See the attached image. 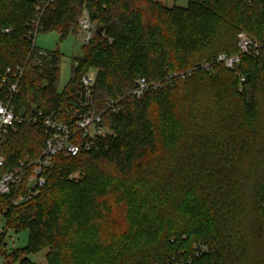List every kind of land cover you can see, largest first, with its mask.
<instances>
[{
  "label": "trees",
  "instance_id": "trees-1",
  "mask_svg": "<svg viewBox=\"0 0 264 264\" xmlns=\"http://www.w3.org/2000/svg\"><path fill=\"white\" fill-rule=\"evenodd\" d=\"M38 1L0 0V76L23 67L17 107L49 112L75 101L95 68L108 133L98 151L56 157L30 199L26 181L0 195L5 264H35L28 256L44 250L47 264H264V49L234 70L202 67L235 54L241 32L264 44V0H58L40 34L76 32L85 6L105 27L62 93L61 55L39 56L27 37ZM142 78L160 85L138 98ZM46 139L40 126L10 131L6 170L38 157ZM8 230L28 231V246L6 255Z\"/></svg>",
  "mask_w": 264,
  "mask_h": 264
},
{
  "label": "built area",
  "instance_id": "built-area-1",
  "mask_svg": "<svg viewBox=\"0 0 264 264\" xmlns=\"http://www.w3.org/2000/svg\"><path fill=\"white\" fill-rule=\"evenodd\" d=\"M58 0H39L36 4L37 16L29 24L28 40L32 42V48L36 46V39L42 29L41 20L45 10L54 6ZM93 21L89 13L82 16L80 28L86 32L85 44L94 38ZM10 29H5V33H10ZM238 51L235 54H220L216 61L204 63L202 67L211 70L215 64H222L227 69L234 70L240 65L244 57L257 58L264 49V44L254 40L247 33L241 32L237 40ZM46 52L39 51V56H45ZM25 69L23 67L8 68L0 76V91L4 92V97H0V150L4 145L10 131H15L20 125L31 124L40 126L46 134V142L40 155L35 159L27 158L21 160L11 170H6L7 161L0 154V195L9 194L11 187L26 181L28 196L30 199L35 196L45 185L46 177L44 171L54 162L56 157H78L81 154L99 150L100 140L108 133V129L103 125L102 116L97 113L93 89L95 79L87 74L82 78L76 100L67 106H61L46 112L36 105L18 108L16 97L20 91V84L23 79ZM245 81L244 76H240V89ZM160 84H150L146 79L137 80L132 95L143 96L151 87L157 89ZM108 108L118 111L116 103L111 100ZM24 198H20V203Z\"/></svg>",
  "mask_w": 264,
  "mask_h": 264
},
{
  "label": "rangeland",
  "instance_id": "rangeland-1",
  "mask_svg": "<svg viewBox=\"0 0 264 264\" xmlns=\"http://www.w3.org/2000/svg\"><path fill=\"white\" fill-rule=\"evenodd\" d=\"M168 7L178 6L186 7L189 0H159ZM87 14L86 6L83 9V16ZM86 32L78 27L76 32H71L67 37L61 39L57 31H50L41 33L36 39V46L45 52H59L61 55L60 62V76L58 84V92L62 93L72 80V68L74 60L83 56V47L85 46ZM87 75L96 79L97 70L90 68ZM79 174H74L71 179H77ZM5 228L4 221L0 223V239L2 237L3 229ZM29 232L22 231L16 233L14 230H8L1 246V250L9 255L13 250L24 249L28 246ZM48 250L41 251L36 254L28 256L35 264H47L46 255ZM5 256L0 254V264H5Z\"/></svg>",
  "mask_w": 264,
  "mask_h": 264
},
{
  "label": "water",
  "instance_id": "water-1",
  "mask_svg": "<svg viewBox=\"0 0 264 264\" xmlns=\"http://www.w3.org/2000/svg\"><path fill=\"white\" fill-rule=\"evenodd\" d=\"M93 30L95 35H103L105 33V27L99 23H94L93 24Z\"/></svg>",
  "mask_w": 264,
  "mask_h": 264
}]
</instances>
